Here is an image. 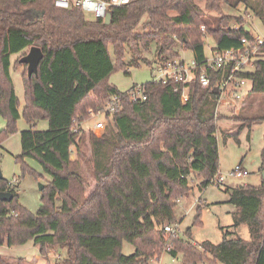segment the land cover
Returning a JSON list of instances; mask_svg holds the SVG:
<instances>
[{"label":"trees","instance_id":"1","mask_svg":"<svg viewBox=\"0 0 264 264\" xmlns=\"http://www.w3.org/2000/svg\"><path fill=\"white\" fill-rule=\"evenodd\" d=\"M239 5L264 25V0H131L110 9L109 24L87 19L78 8H58L53 0H0V114L7 119L0 142L16 130L20 117L10 68L25 67L19 58L38 46L43 56L37 73H21L23 115L31 125L46 118L48 127L20 132L15 161L22 173L40 178L29 163L35 161L50 178L40 189L36 214L0 178V191L12 193L11 200H0V245L31 240L42 256L50 249L64 250V258L54 264H149L164 252L181 253L183 264L205 259L264 264L263 178L257 187L227 189L235 211L225 233L244 224L248 239L224 237L197 245L164 230L176 222V199L188 194L190 181L198 178L199 187H205L219 172L214 85L228 71L208 72L205 88L191 80L186 101L174 82L143 83L146 99L133 102L129 89L120 91L107 81L116 67L127 73L128 65L149 64L141 51H149L152 43L158 59L181 58L179 46L191 50L198 62L205 57L206 36L216 49L237 47L242 37H251L253 21L223 8ZM260 50L253 71L240 74L251 80L253 97L264 95V44ZM126 54L130 58L124 62ZM112 95L120 96L121 108L109 117V129L101 136L73 131ZM258 119L255 115L244 123L250 129ZM73 147L89 166L92 183L71 161ZM261 157L264 169V145ZM124 240L133 253L122 252Z\"/></svg>","mask_w":264,"mask_h":264},{"label":"rangeland","instance_id":"2","mask_svg":"<svg viewBox=\"0 0 264 264\" xmlns=\"http://www.w3.org/2000/svg\"><path fill=\"white\" fill-rule=\"evenodd\" d=\"M200 4L203 5L202 2ZM223 10L225 13L239 15L243 12V6L239 5L236 10L224 7ZM209 13L213 14L214 12ZM84 15L87 19L95 18L93 13H84ZM143 19H146V16ZM251 20L253 21L251 31L264 36V25L260 20L256 18ZM207 43L208 45L205 44L206 52L209 46L215 45V41L213 38L207 37ZM177 50L183 60L190 62L193 57L191 50H185L179 46ZM19 54L12 55V63ZM141 57L146 58L150 63L140 61L137 65H128L127 73L125 69L116 67L109 75L108 83L115 85L120 91H125L134 84L151 81L154 76V69L157 68L158 62L161 60L156 57L153 43L149 51H141ZM129 58V54H126L123 61L127 62ZM24 70L27 71L26 66L14 68L12 65L10 68L13 86L19 101L20 117L15 122L16 130L0 142V171L2 177L7 181L17 180L12 185V189L18 193L20 204L36 214L41 205L39 185H48L50 178L42 173L40 165L35 161H29V163L34 170L41 174L40 178L28 172L22 173L20 164L15 161V156L21 152L20 132L28 128L47 129L48 120L38 118L31 125L23 115L24 86L21 73ZM250 89L251 80H247L241 88V96L237 101L227 103L229 108L225 107V101L229 99H225L219 105V117L216 121L219 172L216 176H222L223 182H213L205 187H199L198 178L190 181L188 194L176 199L177 203L174 207L176 222L172 223L173 228H175V236L190 240L197 245L205 240L219 243L224 237L248 239L249 230L244 224L229 234L225 232L228 229L231 230L232 215L235 211L234 204L229 201L227 189L230 190L243 185L259 186L262 181V170H264L261 169V152L264 145V95L253 97L250 95ZM255 115H259L260 119L253 122L249 129L244 122L247 118ZM98 117L104 119V115L101 114L91 116L84 121L82 123L84 130L88 129ZM6 124V117L0 114V131L5 128ZM110 126L109 124L108 127L110 128ZM97 135H100V132ZM82 148L87 155L88 147L83 146ZM71 161L83 168L87 180L92 183L90 168L82 158L78 157L75 147L72 148ZM237 166L240 168L241 176L232 175ZM56 205H60V201L56 200ZM197 217L199 223L195 221ZM187 230L189 234L186 233ZM133 251V245L124 240L122 252L128 255ZM64 256L65 251L62 249H50L46 256H42L38 247L31 240L19 245L8 246L5 243L0 245V264H54L56 260H61ZM149 264H183V256L178 253L177 256L173 257L164 252L159 258L151 260ZM193 264L221 263L212 259H205Z\"/></svg>","mask_w":264,"mask_h":264},{"label":"built area","instance_id":"3","mask_svg":"<svg viewBox=\"0 0 264 264\" xmlns=\"http://www.w3.org/2000/svg\"><path fill=\"white\" fill-rule=\"evenodd\" d=\"M131 0H53L54 6L63 9L78 8L83 13H93L95 17L104 19L106 13H110V9L115 6L124 5ZM94 5V7H90ZM107 5V7H105ZM99 13V14H98ZM245 20L251 22L252 16L243 12ZM204 31V27L200 28ZM205 37V43H207ZM264 44V36L253 33L251 37H242L240 44L234 48L216 49L215 46L208 47L205 57L198 62L195 59L186 62L182 58H164L158 62L157 68L154 69V76L151 81L159 83L174 82L181 85V100L186 101L189 93V83L195 79L203 88L210 86V77L208 72H217L219 70L228 71L227 75L222 76L216 80L214 85V92L217 93V106L225 99L237 101L241 96V88L249 80L240 75L241 73L251 72L254 69L255 61L262 55L260 50ZM198 70V72H196ZM129 97L131 101H143L146 99L143 84H134L129 89ZM121 108V100L119 95H112L99 109L95 112L89 111L91 116L104 115V119L98 117L88 129L81 124H75L73 131H91L95 135L100 132L101 136L110 124V116ZM233 176H241L240 168L237 166L232 172ZM213 182L222 183V176L218 175L212 178ZM16 179L7 181L9 186H12ZM164 230L169 233H175L173 225H164Z\"/></svg>","mask_w":264,"mask_h":264},{"label":"water","instance_id":"4","mask_svg":"<svg viewBox=\"0 0 264 264\" xmlns=\"http://www.w3.org/2000/svg\"><path fill=\"white\" fill-rule=\"evenodd\" d=\"M111 19L110 13H106L103 21L105 24H109ZM248 30V27H246ZM43 56V52L40 47L38 46H31L27 53L22 55L19 58V61L26 64V70H27V75L31 76L32 73L36 74L37 73V68L39 61L41 60ZM0 178H2V174L0 171ZM262 178L264 179V170H262ZM40 189H42L43 184H40ZM12 198V193L8 191H0V200L4 201H9Z\"/></svg>","mask_w":264,"mask_h":264},{"label":"crops","instance_id":"5","mask_svg":"<svg viewBox=\"0 0 264 264\" xmlns=\"http://www.w3.org/2000/svg\"><path fill=\"white\" fill-rule=\"evenodd\" d=\"M229 102H234V101H233V100H230V99H229L228 101H225V107H226V108H229V107H230V106L227 105V103H229ZM226 108H225V109H226Z\"/></svg>","mask_w":264,"mask_h":264},{"label":"clouds","instance_id":"6","mask_svg":"<svg viewBox=\"0 0 264 264\" xmlns=\"http://www.w3.org/2000/svg\"><path fill=\"white\" fill-rule=\"evenodd\" d=\"M90 7H94V5H90ZM105 7H107V5H105ZM99 14V13H98Z\"/></svg>","mask_w":264,"mask_h":264}]
</instances>
